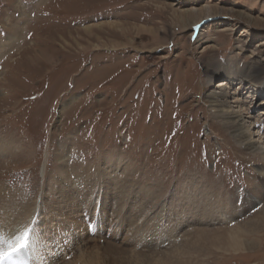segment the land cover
<instances>
[{"label":"rangeland","instance_id":"rangeland-1","mask_svg":"<svg viewBox=\"0 0 264 264\" xmlns=\"http://www.w3.org/2000/svg\"><path fill=\"white\" fill-rule=\"evenodd\" d=\"M178 16L189 17L186 27ZM103 22L118 25L99 30ZM21 26L20 47L4 49L0 58V138L13 142L15 152L7 161L0 157V217L50 203L61 160L75 173L72 181L87 184L76 193L83 194L84 212L93 199L100 211L101 160L112 154L135 163V173L125 166L114 182L133 181L131 192L120 193L128 207L129 196L140 191L136 183L158 192L157 199L148 198L149 208L188 178L223 191L258 184L255 165L263 162L240 149L211 116L206 96L223 78L210 81L205 66L256 63L264 78V0H0V45ZM115 198L110 210L121 206ZM235 224L201 229L225 233ZM183 240L180 234L177 242ZM254 240L251 253L213 243L188 260L166 256L167 242L153 256L147 248L123 264H264V230Z\"/></svg>","mask_w":264,"mask_h":264},{"label":"bare ground","instance_id":"bare-ground-1","mask_svg":"<svg viewBox=\"0 0 264 264\" xmlns=\"http://www.w3.org/2000/svg\"><path fill=\"white\" fill-rule=\"evenodd\" d=\"M26 11H23V16H26ZM188 18L178 16L183 27L188 25ZM117 25L116 22H103L97 25V28L100 30L106 26L114 29ZM90 27L91 25L87 28ZM25 30V26L10 29L12 35L10 33L6 42L0 45V58L5 56L2 54L4 49L10 52L20 47L19 42L23 39L21 36ZM25 38L27 39V34ZM256 66V63H252L240 68L239 63L232 61L226 66L207 64L205 73L210 81L223 78L217 81L214 89L206 96L208 109L218 126L230 134V138L240 149L250 152L263 162L255 165L258 184H252L246 191H223L221 188H209L202 182L201 177L188 178L182 185L176 186V191L167 201H163L160 206L149 208L147 204L152 201L148 198L157 199L158 192H154L153 186H139L136 183L140 191L132 192L131 195H135L129 196L128 207L124 203L127 199L124 200L120 193L126 192L125 189L129 192L130 188L132 191L133 181L127 178L126 181L116 184L114 182L125 166L129 168H125L126 173H131L135 163L129 164L125 155L112 154L101 160L105 168L99 171V177L105 192L100 211L97 212L93 199L87 204L89 210L84 212L80 199L83 194L77 196L76 193L81 187L85 190L87 184L72 181L71 175L75 173L70 174L66 161L61 160L59 178L54 184L59 189L50 193V203L45 200L44 203H33L28 208L22 207L19 212L11 211L12 213L0 217V250L4 251L30 241L36 250L41 249L42 255L38 264H123L125 260L127 263L130 257H140L147 248L153 256L164 248L167 242L171 252L166 253V256L176 259L179 254L185 255L188 260L187 255L194 251L205 253L213 249V243H218L222 249L235 253L254 252L257 249L254 236L264 230V205L257 214L249 216L251 210L264 204V129L259 128V125H264V78ZM65 107L66 105H63L61 110ZM259 107L263 109L255 118L252 115L253 108ZM13 152V142H5L0 138V157L8 160L15 155ZM132 173H135L134 169ZM82 176L76 175V178ZM99 194H95L96 197H99ZM116 196L118 199L115 198V201L121 206L110 210L108 201ZM148 209H151L149 214ZM143 218L146 221L139 224L138 221ZM233 223L237 226L227 228L225 233L213 232V235L210 230L209 232L207 229H201ZM89 226L96 229L93 234L89 232ZM180 234H183L184 238L182 243L177 242ZM102 239H105V245H100ZM149 239L151 241L147 243Z\"/></svg>","mask_w":264,"mask_h":264}]
</instances>
